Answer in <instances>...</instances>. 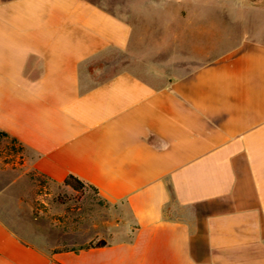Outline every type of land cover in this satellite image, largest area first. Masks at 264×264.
<instances>
[{
  "label": "crops",
  "instance_id": "1",
  "mask_svg": "<svg viewBox=\"0 0 264 264\" xmlns=\"http://www.w3.org/2000/svg\"><path fill=\"white\" fill-rule=\"evenodd\" d=\"M232 2L0 0V134L48 181L33 213L0 181V264H264V7ZM69 175L88 210L48 206Z\"/></svg>",
  "mask_w": 264,
  "mask_h": 264
},
{
  "label": "rangeland",
  "instance_id": "2",
  "mask_svg": "<svg viewBox=\"0 0 264 264\" xmlns=\"http://www.w3.org/2000/svg\"><path fill=\"white\" fill-rule=\"evenodd\" d=\"M93 3L106 7L107 9L114 10L116 5L123 3L124 5L130 0H90ZM145 1V0H139ZM232 0H220V6L232 5ZM245 5L249 6H262L264 7V0H245ZM145 34L144 31H140V35ZM23 154L21 147L11 141L6 137L0 136V181L8 182L15 181L16 189L14 192L18 195H24L26 197L28 203L30 204L32 209V213L35 209L36 203L35 198L38 194H40L39 185H43L48 183L45 178L35 175L31 171H26L25 169H21L19 167V155ZM51 194L48 199V206L57 204H67L69 209L73 208L77 211L79 208L82 211H86L89 208L87 207L90 202L95 200V197L91 192L86 194L82 193H66L61 189L49 188L46 191ZM84 205V206H83ZM86 206V207H85ZM81 211V212H82ZM80 212V213H81ZM71 217H73V221L78 220V214L71 213ZM78 218V219H77Z\"/></svg>",
  "mask_w": 264,
  "mask_h": 264
},
{
  "label": "trees",
  "instance_id": "3",
  "mask_svg": "<svg viewBox=\"0 0 264 264\" xmlns=\"http://www.w3.org/2000/svg\"><path fill=\"white\" fill-rule=\"evenodd\" d=\"M0 136L2 137H6L5 134H0ZM63 184L65 186H68L70 187L73 191H75L76 193H82V192H85L87 190H91V191H95L96 190L88 185V184H85L84 182H82L81 180H79L78 178L72 176V175H69L63 182ZM105 245V242H98L96 244H90L88 247L90 248H93V247H102Z\"/></svg>",
  "mask_w": 264,
  "mask_h": 264
}]
</instances>
